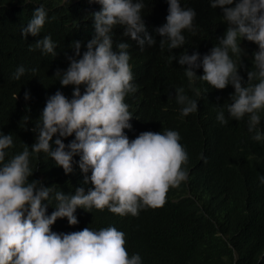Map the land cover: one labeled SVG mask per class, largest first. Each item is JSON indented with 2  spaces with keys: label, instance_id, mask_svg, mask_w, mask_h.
<instances>
[{
  "label": "clouds",
  "instance_id": "clouds-1",
  "mask_svg": "<svg viewBox=\"0 0 264 264\" xmlns=\"http://www.w3.org/2000/svg\"><path fill=\"white\" fill-rule=\"evenodd\" d=\"M94 2L100 8L91 13V38L71 41V54L64 53L67 67L57 68L53 74L61 87L72 86L71 96L58 89L46 97L31 128L34 142L25 143L21 151L12 153L13 135L0 131V264H142L141 255L128 248L125 230L117 224L71 232L53 231L51 226L58 218H67L69 225L78 224L77 208L89 212L107 208L115 216H137L145 207H164L168 200L180 199L168 191L188 177L182 167L188 162V153L180 143V133L149 130L130 139L124 131L133 127L125 97L135 95L137 85L133 83L129 43L122 40L114 46L117 26L141 51L156 44L158 35L169 61L176 60L184 68L190 88L197 80L214 89L231 85L230 102L217 105L216 120L227 124L229 119L247 117L245 127L251 139L264 142V0H209L222 14L225 31L207 52L197 50L189 55L184 49L178 56L172 50L183 47L185 31L193 35L198 31L195 9L182 6L181 0H167L166 22L156 27L153 35L142 15L145 0ZM47 16L42 4L36 7L28 23L21 26L22 38L38 37ZM242 41L257 45L251 70L241 59L247 55ZM29 47L57 56L56 42L50 35L36 39ZM242 68L246 81L240 73ZM198 69L203 70L202 75H197ZM25 72L26 68L19 65L13 78L19 80ZM194 91L196 98L183 86L170 94L182 116L198 111L201 93ZM23 98L30 100L31 91L26 89ZM69 137L72 139L66 143ZM41 152L66 175L78 166L84 174L83 183L91 186L86 191L77 184L74 193H66L55 184L47 185L44 178L30 179L38 171H34L31 158ZM258 180L264 184V174ZM53 200L54 210L49 214Z\"/></svg>",
  "mask_w": 264,
  "mask_h": 264
},
{
  "label": "trees",
  "instance_id": "trees-1",
  "mask_svg": "<svg viewBox=\"0 0 264 264\" xmlns=\"http://www.w3.org/2000/svg\"><path fill=\"white\" fill-rule=\"evenodd\" d=\"M41 4L48 13L46 22L38 37L29 35L25 40L21 26ZM181 4L195 9L198 31L195 35L185 31V44L172 53L178 56L184 49L189 55L197 50L207 52L226 29L222 14L210 6L209 0H181ZM99 8L94 0H0V131L13 135L12 153L34 142L31 128L48 95L60 89L71 96L72 86L61 87L53 74L57 68L67 67L64 53L71 54V41L91 38V13ZM167 9V0H145L142 15L150 34L156 35L154 29L166 22ZM45 35L56 42V57L43 55L39 49L30 50L29 46ZM113 40L114 46L122 40L129 43L133 83L137 85L136 94L125 97L133 127L124 131L132 139L142 131L177 130L188 153V162L182 165L188 177L168 189L171 196L180 197L178 202L168 200L164 207H145L139 215L129 214L126 218L115 216L107 208L90 212L77 208L78 224L69 225L67 218H58L52 230H97L109 223L117 224L125 230L128 248L141 255L142 264H264V184L258 180L264 174V142L251 139L247 117L229 119L227 124L216 120L217 105L230 102L227 100L233 87L214 89L197 80L190 88L184 68L176 60L169 61L158 35L157 43L146 45L143 51L123 35L120 26L114 29ZM241 47L247 53L241 57L242 62L251 70L252 52L257 45L242 41ZM19 65L26 72L16 80L13 73ZM240 73L246 81L245 69ZM202 74L203 70L198 69L197 75ZM181 86L194 98V89L201 93L198 111L187 116L181 115L172 96ZM26 89L31 91L28 101L23 98ZM261 115L264 126V112ZM31 159L34 171H38L30 179L44 178L47 185L55 184L56 189L66 193H74L77 184L86 191L91 186L83 183L84 174L78 166L66 175L43 152ZM50 204L49 214L55 201Z\"/></svg>",
  "mask_w": 264,
  "mask_h": 264
}]
</instances>
